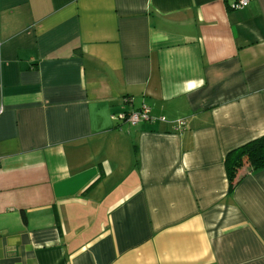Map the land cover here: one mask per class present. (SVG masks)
Listing matches in <instances>:
<instances>
[{
  "label": "crops",
  "instance_id": "obj_1",
  "mask_svg": "<svg viewBox=\"0 0 264 264\" xmlns=\"http://www.w3.org/2000/svg\"><path fill=\"white\" fill-rule=\"evenodd\" d=\"M234 1L0 0V264H264V169L223 164L264 135V0Z\"/></svg>",
  "mask_w": 264,
  "mask_h": 264
},
{
  "label": "trees",
  "instance_id": "obj_2",
  "mask_svg": "<svg viewBox=\"0 0 264 264\" xmlns=\"http://www.w3.org/2000/svg\"><path fill=\"white\" fill-rule=\"evenodd\" d=\"M183 126L179 128L176 125V128L181 130ZM223 164L228 182V191L231 192L240 179L248 172L264 169V135L231 149L225 155ZM21 218L25 223L26 215L24 211H21Z\"/></svg>",
  "mask_w": 264,
  "mask_h": 264
},
{
  "label": "built area",
  "instance_id": "obj_3",
  "mask_svg": "<svg viewBox=\"0 0 264 264\" xmlns=\"http://www.w3.org/2000/svg\"><path fill=\"white\" fill-rule=\"evenodd\" d=\"M250 0H235L230 7L231 8H241L246 6L249 3ZM124 123L128 124V126H135L141 121H147L155 119V117H152L149 114L148 109L145 107H141L132 111L124 112L119 117ZM161 121H164L163 117L158 118ZM177 127H181L184 125V122L182 120H178L176 122Z\"/></svg>",
  "mask_w": 264,
  "mask_h": 264
}]
</instances>
